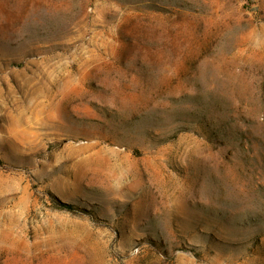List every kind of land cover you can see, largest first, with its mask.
<instances>
[{"label":"rangeland","instance_id":"374dc122","mask_svg":"<svg viewBox=\"0 0 264 264\" xmlns=\"http://www.w3.org/2000/svg\"><path fill=\"white\" fill-rule=\"evenodd\" d=\"M0 264H264V0H0Z\"/></svg>","mask_w":264,"mask_h":264}]
</instances>
